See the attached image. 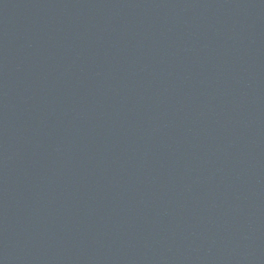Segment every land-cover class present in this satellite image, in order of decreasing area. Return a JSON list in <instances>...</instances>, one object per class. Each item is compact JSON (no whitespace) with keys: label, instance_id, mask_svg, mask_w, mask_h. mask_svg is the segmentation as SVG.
<instances>
[{"label":"water","instance_id":"obj_1","mask_svg":"<svg viewBox=\"0 0 264 264\" xmlns=\"http://www.w3.org/2000/svg\"><path fill=\"white\" fill-rule=\"evenodd\" d=\"M0 264H264V0H0Z\"/></svg>","mask_w":264,"mask_h":264}]
</instances>
